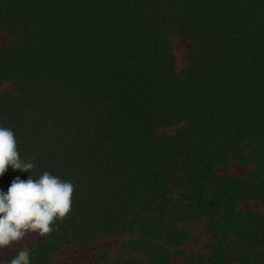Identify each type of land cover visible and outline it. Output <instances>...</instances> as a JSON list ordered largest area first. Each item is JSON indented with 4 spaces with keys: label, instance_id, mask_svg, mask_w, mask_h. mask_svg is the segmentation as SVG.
<instances>
[{
    "label": "trees",
    "instance_id": "obj_1",
    "mask_svg": "<svg viewBox=\"0 0 264 264\" xmlns=\"http://www.w3.org/2000/svg\"><path fill=\"white\" fill-rule=\"evenodd\" d=\"M0 29V127L35 163L11 181L74 185L30 264L120 234L129 256L99 260L172 264L198 228L186 264H264V214L239 209L264 207V0H0ZM173 38L191 43L180 73ZM231 162L252 168L216 172Z\"/></svg>",
    "mask_w": 264,
    "mask_h": 264
},
{
    "label": "clouds",
    "instance_id": "obj_2",
    "mask_svg": "<svg viewBox=\"0 0 264 264\" xmlns=\"http://www.w3.org/2000/svg\"><path fill=\"white\" fill-rule=\"evenodd\" d=\"M31 172V157L22 160L14 132L0 127V177L7 169ZM74 185L49 172L27 181L17 177L7 193L0 191V249L11 247L28 234L48 237L57 222L62 223L72 210ZM9 264H30V251L21 250Z\"/></svg>",
    "mask_w": 264,
    "mask_h": 264
},
{
    "label": "rangeland",
    "instance_id": "obj_3",
    "mask_svg": "<svg viewBox=\"0 0 264 264\" xmlns=\"http://www.w3.org/2000/svg\"><path fill=\"white\" fill-rule=\"evenodd\" d=\"M7 42L6 34L0 29V46ZM172 47L175 56L176 71L180 73L188 62V54L191 48V43L183 38H173ZM13 90V83L6 82L0 85L1 93H10ZM180 126L172 128H161L157 132L160 135L171 134ZM251 166H242L237 162H231L227 166L217 167L215 170L219 174L228 175L231 177H245ZM12 184L10 171L7 169L5 174L0 177V191L7 193ZM239 209L254 210L264 214L262 204L255 201H243L239 205ZM198 233L201 236L199 244H194L185 247L186 255L173 259L172 264H186L188 257L201 253L204 244L208 243L212 238V233L204 228H198ZM41 236L35 233L28 234L22 241L13 244L9 248L0 249V261L4 258L17 253L19 250L36 242ZM124 235L120 234L112 238L100 240L92 247H76L68 246L58 252L53 260V264H110V260H99L98 256L101 253H107L111 258L122 260L129 256L127 251L121 247L124 240Z\"/></svg>",
    "mask_w": 264,
    "mask_h": 264
}]
</instances>
